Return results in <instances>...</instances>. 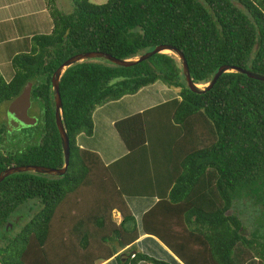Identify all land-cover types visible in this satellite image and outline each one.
I'll list each match as a JSON object with an SVG mask.
<instances>
[{"label": "trees", "instance_id": "obj_1", "mask_svg": "<svg viewBox=\"0 0 264 264\" xmlns=\"http://www.w3.org/2000/svg\"><path fill=\"white\" fill-rule=\"evenodd\" d=\"M45 2L51 31L14 53L9 77L0 73V105L29 91L39 110V122L17 132L9 115L0 119V172L63 166L51 78L73 55L131 59L169 44L198 85L222 65L264 74V0H72L69 12ZM156 82L178 94L114 123L124 155L106 164L78 145L79 134H94L98 107ZM59 88L69 166L62 176L19 172L0 182V264H175L142 251L140 230L181 264H264V225L235 209L241 199L264 208V80L229 70L194 92L178 58L162 52L132 66L75 63ZM128 197L155 200L140 224Z\"/></svg>", "mask_w": 264, "mask_h": 264}, {"label": "crops", "instance_id": "obj_2", "mask_svg": "<svg viewBox=\"0 0 264 264\" xmlns=\"http://www.w3.org/2000/svg\"><path fill=\"white\" fill-rule=\"evenodd\" d=\"M43 1L45 0H0V44L3 42H6L8 39L7 36L1 40V28L5 26L7 29H10L11 27L17 28V24H25L26 22H23L24 19L29 18L33 15H36V10H40L41 13H47L48 10L47 7L43 5ZM30 8H28L31 3H33ZM41 2V8H39ZM49 14V12H48ZM50 16V14H49ZM42 20H46V16H44ZM51 18V17H50ZM46 28L48 31L45 33H49L52 28V19L51 23H49V27H39ZM26 33V31L22 30L21 33H16L15 36H23L22 33ZM27 34V33H26ZM34 32H30L27 35H30L32 37L35 35ZM39 34V33H38ZM41 34V33H40ZM9 37V38H13ZM2 59V58H1ZM0 59V60H1ZM6 64H2L0 61V71L5 67ZM1 73V72H0ZM149 89H155V91H151ZM166 91L169 92V89L166 85H164L161 82H156L152 86H148L145 88H142L137 95H140L138 100L140 101L138 105H136L134 101V95H125L121 99L116 101H111L109 105L106 107L103 105L102 107L97 108L94 111L93 118H94V134L92 136H87L85 133H81L77 136V143L80 147L84 149H89L92 151L97 152L103 159V161L106 164H109L122 155L126 153V148L121 141L115 127L114 123L122 118H125L129 115L139 113L142 111H145L147 109H150L154 106H157L159 103L165 102L173 97H167ZM113 104L116 106V110H113L114 108H109V106ZM137 106V107H135ZM121 107V109H120ZM122 107H128L131 109L130 112H127L125 115H123L120 119H111L113 116L119 115L120 113H125V110H122ZM119 109V110H117ZM114 129V134H113ZM98 137L102 138V143H99ZM106 137H109L106 141ZM114 139H117L115 142ZM104 148H103V143ZM128 205L130 206L131 210L135 213V217L137 218L139 224L140 220L142 218L143 213L147 210V208L155 202L152 198H135V197H128L127 198ZM140 226V225H139ZM137 244L139 248L149 253L150 255L162 259L163 257H166L169 262L176 263V256L169 251L158 239L155 237L145 234L140 230L139 239L137 241ZM165 260V259H163ZM178 263L179 260L177 259ZM177 263V264H178ZM100 264H118L114 258H111L107 261H104ZM144 264V263H139ZM181 264V263H180ZM247 264H258V259H252Z\"/></svg>", "mask_w": 264, "mask_h": 264}, {"label": "water", "instance_id": "obj_3", "mask_svg": "<svg viewBox=\"0 0 264 264\" xmlns=\"http://www.w3.org/2000/svg\"><path fill=\"white\" fill-rule=\"evenodd\" d=\"M172 53L174 56L178 58V60L181 62L183 74L185 76L187 85L189 88L194 92H205L207 89H210L213 87V85L216 83L218 78L225 72L229 70H235L238 72H242L246 74L247 76L259 80H264V74H260L251 70L239 68V67H233L228 65H222L218 71L213 76L212 80L205 85L204 87H201L200 85L193 82L191 73L189 70L188 62L183 54L178 48L169 45V44H160L157 45L153 50L143 53L142 55L131 58V59H120L116 58L111 54L105 53V52H97V51H89V52H83L76 55L71 56L67 60H65L53 73L51 78L52 83V90H53V97L55 100V119L56 124L59 130L60 139H61V146L63 149V156H64V164L61 168H52L47 166H39V165H23V166H13L8 167L5 170L0 172V182L3 181L6 177L19 172H35V173H42V174H48V175H54V176H62L66 173L67 168L70 163V140L69 135L64 127V118H63V104H62V98L59 88V82L60 77L64 70H66L71 65L88 60V59H96V58H105L115 64L121 65V66H132L135 65L141 61H144L151 57L152 55L156 53ZM30 92L25 91L23 95L20 97L14 99L10 104L8 115L10 118V127L14 128L15 123H17L21 127H29L33 126L37 123V119L35 117H32L29 115V107L31 105L30 101ZM11 130V129H10Z\"/></svg>", "mask_w": 264, "mask_h": 264}, {"label": "rangeland", "instance_id": "obj_4", "mask_svg": "<svg viewBox=\"0 0 264 264\" xmlns=\"http://www.w3.org/2000/svg\"><path fill=\"white\" fill-rule=\"evenodd\" d=\"M90 1L93 2V3H97V4H103L107 0H90ZM32 4H34V2L31 3V5L28 8H30L31 6H34ZM46 4L47 3L43 1L44 7L46 6ZM57 7L59 9H61L62 11H64V12H69V11L72 10V0H57ZM39 8L43 10V8H41V2H40V5H39ZM44 16H46V18H47L46 20H42L43 18H45ZM23 22H26V23L25 24H17V28H14V29H13V27H11L10 29H7L5 26H3L1 28V32H2L1 40H3L6 36L8 38L6 40V42H4V43L2 42L0 44V59L2 58L0 61L2 62V64H6L5 67L3 69H1L0 72H1L2 75L4 74L6 77H9L11 75L10 71L12 70V68L10 67L11 66L10 60H11L12 56L14 55V53L23 51L25 49V47H27L28 42H30V40L32 38V37H30V35H27V34H29L30 32H34V31L37 34L38 33L47 32L48 30L46 28L39 29V27H49V23H51V18L49 16L48 12L47 13H41L40 10H36V15H33V16L29 17V18L24 19ZM22 30L26 31L27 34L24 32V33H22V35H23L22 37L21 36L13 37L16 33H18V32L21 33ZM9 37H13V38H9ZM200 86L204 87L205 85H200ZM167 88L169 89V92L166 91L167 97H173V96L176 97L177 96V94H178V89L177 88H174V87H167ZM149 90H151V89H149ZM151 91H155V89H152ZM137 94L133 98L135 103H136V105H138L139 102H140L138 100L140 95H137ZM109 103L105 104L104 106L106 107L107 105H109ZM33 104L34 103H32V101H31V105H30V108H29V114L32 117H35L37 119V123H38L39 122L38 121L39 120V110H37V112L34 111L32 109V105ZM10 105L7 104V103L0 105V119L1 120H5L6 119V115H8V110H9L8 106H10ZM135 107H137V106H135ZM109 108H114L113 110H116V106L113 105V104H111L109 106ZM120 109H121V107H120ZM117 110H119V109H117ZM122 110H125L126 112L125 113L123 112V113H120L119 115L113 116L111 119H116V120L120 119L127 112L131 111V109H129L128 107H125V108L122 107ZM6 112H7V114H6ZM7 120L9 121V124H10V118H8ZM22 128L23 127H21V128L18 127L17 128L16 125H15L14 128L10 127L9 131L10 132H17V131H19V129L21 131ZM113 134H114V129H113ZM108 138L109 137H106V141L108 140ZM114 140H115V142H117L116 141L117 139H114ZM98 141H99V143H102L103 139L98 137ZM106 141H104V143L102 144L103 148H104V144H105ZM17 144H20V143H17ZM0 148L3 149V148H5V146L0 145ZM235 209L237 211L241 212L243 215H249L251 212H252V214L256 212V214H255L256 216L254 215V218L256 220L255 222L257 224H263L264 225V208L263 207H260L257 210V206L256 205L253 206L252 202H249L248 200H245V199H241L239 204L237 205V208L235 207ZM22 214H23L22 218L21 217L20 218H16V220L23 219V217L25 216V213H22ZM62 214H65V213H62ZM133 214L135 215L134 212H133ZM252 214H250V215H252ZM13 217H15V216H13ZM112 218L116 222L119 223L121 221V219H122V216L117 211H113L112 212ZM14 222L16 223L17 221H14ZM55 227H56V229L59 228L57 223L55 224ZM53 237H54V233H53ZM163 259L167 260L166 257H163L162 260ZM177 263H178V261L176 259V263L175 264H177Z\"/></svg>", "mask_w": 264, "mask_h": 264}, {"label": "flooded vegetation", "instance_id": "obj_5", "mask_svg": "<svg viewBox=\"0 0 264 264\" xmlns=\"http://www.w3.org/2000/svg\"><path fill=\"white\" fill-rule=\"evenodd\" d=\"M9 105H10V103H9ZM30 115V114H29ZM31 116V115H30ZM15 125H16V127L18 128V127H20L17 123H15Z\"/></svg>", "mask_w": 264, "mask_h": 264}]
</instances>
